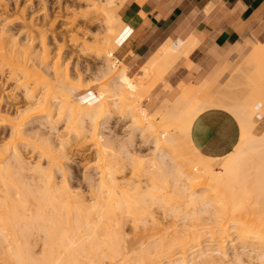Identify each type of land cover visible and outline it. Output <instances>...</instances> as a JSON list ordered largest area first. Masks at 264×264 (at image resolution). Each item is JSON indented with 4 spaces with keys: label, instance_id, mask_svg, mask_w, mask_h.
<instances>
[{
    "label": "bare ground",
    "instance_id": "1",
    "mask_svg": "<svg viewBox=\"0 0 264 264\" xmlns=\"http://www.w3.org/2000/svg\"><path fill=\"white\" fill-rule=\"evenodd\" d=\"M26 1L27 4L17 6V0L14 3L0 0V82L13 83L5 99L0 96V126L6 128L8 135V141L0 146V264H225L230 261L225 246L231 235L243 246L254 247L252 252L264 262V202L261 201L264 199V131L254 133L259 116L264 115V46L253 48L234 79L214 96L200 101L191 92V88L198 91L199 88L181 84V91L173 100L164 99L148 112L139 101L168 69L187 57L191 49L188 43L166 41L141 67L137 77H130L126 66H118L115 59L109 58H113L116 31L125 27L118 9H113L116 3L87 0L86 6L74 10L66 5L72 13L64 18L67 30L72 31L77 19H86L91 25L100 24L106 29L103 40L108 50L102 77L107 76L109 81L100 83L97 100H92L90 85L82 87L83 77L81 84L79 78L73 84L67 74V63L66 71L60 65L63 61L60 51L65 45L57 46L58 57L48 66L47 31L38 26L47 20L45 4L40 12L45 15L37 21L29 6L43 0ZM97 2H102V8ZM14 23L19 24V32L24 35L22 43L7 33ZM100 33L94 32L97 41ZM87 34L80 27L70 34L73 47L81 44L82 54L87 53L84 52ZM35 40L42 43V51L33 48ZM100 50L96 48L97 56ZM42 67L50 68L56 80L65 72L66 79L62 75L57 81L63 79L73 85L68 90L56 86L55 79L50 82L47 78L49 71V76L40 71ZM234 85L242 90L232 88ZM110 92L108 96L105 94ZM110 103L114 109L128 104L129 122L142 132L151 130L154 151L125 158L137 172L147 165L145 187L122 178L121 182L117 180L121 157L108 152L106 140L101 139L93 123ZM209 109L230 113L239 127L237 144L220 156L200 151L190 138L194 120ZM36 121V130L26 133L25 126ZM60 125L74 132L75 142L63 139ZM86 141L96 150L94 154L102 171L97 172L96 184L93 180L87 186L80 183L81 186L75 187L68 176L66 180L64 165L73 151L70 148L74 145V152L80 154ZM26 150L35 152L32 165L25 159ZM165 155L171 156V163L165 161ZM85 174L82 181L88 178ZM155 203L175 218L169 227H162L163 222L161 225L153 216L151 207ZM183 208L191 220L183 223L184 228L178 220L183 216ZM126 219L132 224L133 233L125 239L121 233ZM147 220L155 228L139 229L140 232L138 222L143 226L149 223ZM206 221L210 223L208 226L204 225ZM39 239L41 249L36 256L32 246ZM233 254L236 264L243 263V253L234 250Z\"/></svg>",
    "mask_w": 264,
    "mask_h": 264
},
{
    "label": "crops",
    "instance_id": "2",
    "mask_svg": "<svg viewBox=\"0 0 264 264\" xmlns=\"http://www.w3.org/2000/svg\"><path fill=\"white\" fill-rule=\"evenodd\" d=\"M121 1L118 14L125 27L115 40L112 55L127 67L130 76L166 41L191 46L187 57L168 69L146 94L143 103L148 109H155L164 99L173 100L181 84H195L203 88L202 94L212 95L209 87L218 85L232 49L246 50L249 41L256 45L254 49L264 46V0ZM236 123L223 109L206 110L191 126V141L200 151L223 155L238 142Z\"/></svg>",
    "mask_w": 264,
    "mask_h": 264
},
{
    "label": "rangeland",
    "instance_id": "3",
    "mask_svg": "<svg viewBox=\"0 0 264 264\" xmlns=\"http://www.w3.org/2000/svg\"><path fill=\"white\" fill-rule=\"evenodd\" d=\"M7 1L8 2H12V3L15 2V0H7ZM115 1L116 0H113V3H112V5L114 3H116V4L113 5V7H114L113 9L114 10H116V9L119 10V6H120L119 4L121 3V1L120 2H118V0L116 2ZM26 2H27L26 0H17V6L18 5H22V4H27ZM42 2H45V3H42ZM42 2L36 1V2H33V4H31L30 6L29 5L28 6H29V9H30L31 13L34 16H36L37 19H38L37 21H39L40 17L45 15L43 13H40V12H42L41 8H42L43 4H45L44 5V7H45L44 9H45L46 12L45 11L44 12L46 14L48 13L47 14V20H46V23L44 25H41V23H39L38 26L41 27V28H44L47 31L46 33H47L48 37L46 39L45 46H46V48H49L48 49L49 55L53 56V57L55 56L54 57L55 59L51 58L50 56L48 57V61H50V63L47 61L48 62V66L52 65L53 62L57 59V57H58L57 56V52H58L59 47L62 44H63V46L65 45L64 48H63L64 50L61 48V51H60V54H61V57H62V59L60 58V60H63V61H60V65H63L61 67L64 68V66H65L64 64L67 63V65L69 66L67 68L69 70L67 72V74H68V76L70 74L71 80H70V78H69V80L72 81V82L74 81L73 84L77 83V81H76L77 78H79L78 79L79 80L78 84H81L82 83V78H80V77H83L82 87L85 88L86 86L88 87L90 85L89 89L91 90V92L93 94L92 95V100H97L96 99V93H97L98 89L100 87H102L101 84L107 83L109 81L107 76L106 77H102L103 73L106 71V70H104L105 69L104 67L106 65L105 66L103 65L104 63H106V61H103V60H105L106 51L108 50V47L105 45V41L106 40H103V38L105 37L106 29H104L103 26L100 25V24L91 25L89 23V21H87L86 19L85 20L84 19H81V20L77 19L75 24H74V27H73L72 31H69V30H67L66 27H64V25L66 24L65 23L66 22L65 19L69 18L70 16H72V13L67 11V6L69 7L68 8L69 10H74L75 8H79V7L83 8L84 6H86L87 0H79V1L78 0H59V1L58 0H43ZM97 5L100 8H102V2H97ZM56 16H57V18H56ZM77 27H80L81 30L83 28V31L85 30L88 33L87 37H86V49L84 50V52H87L86 54H82L80 52V50H79V46H81L80 43H78V47H76V48L73 47V45L71 43L73 36H70V34L72 35L73 32H75V28H77ZM8 28H10V30L7 33L12 34L13 35V39L16 40L17 43H22V41L24 40V35H23V33L19 32L20 31L19 24L18 23H14L13 25H10ZM121 31H122V29H119L118 31H116V34H115L116 38L119 36ZM70 32H72V33H70ZM94 32H101L99 35H97L100 38L99 41H97L95 39L96 35L94 34ZM79 36H81V35H79ZM247 41H249V40H247ZM57 46H59V47H57ZM248 46L249 47L246 50H243V51H240V52H236L233 49L230 51V53H229V55H228V57L226 59V66H225L223 75L219 79L218 85L216 87H209V92L212 95L206 96V95L202 94L203 88L194 84L197 88H199V91L195 87H193V88H191V92L193 94H197V99L198 100L204 101L203 100L204 98H209V97L214 96L223 86H225L224 85L225 83L227 84V83H229V81L234 79V76H236V74L239 72L238 69L240 68V66L243 63L244 59L247 57V55L250 53V51L256 45L249 41V45ZM33 48H36L37 50L42 51L43 45H42V43L39 40H35L34 43H33ZM96 48H100L101 49L100 52H99L100 56H97ZM55 50L57 51L56 53H55ZM53 53H55V54H53ZM63 57L65 59H63ZM109 58L111 60L114 59L112 57H109ZM117 65L121 66V64H119V63H117ZM61 67H60V70L62 69ZM102 68H104V69L102 70ZM49 69L50 68L47 69L46 67H42L40 71L43 72V73L46 72L45 76H49V74H50V76L47 77V78L48 79L50 78L49 79L50 82H52L53 79H55L56 82L55 81H53V82H54V84L56 86H61L64 89L67 88V90L70 89V86L73 85L71 82H70V84H72V85H68L69 81H67L68 84H66V82H65L66 80L63 81V79H61L63 81V83H62V81H60L61 84H60L59 81H57V80H59V78H61L60 76H62V75H64L62 77L64 79H66L65 78V74H64L65 72H61L62 74H60V76L56 80V78H54L56 75H54L53 71H50L51 69L50 70ZM63 70H65V68ZM47 71H49V74L47 73ZM74 71H76V72H74ZM79 71L81 73H79ZM51 74H53V75H51ZM71 74H73V75H71ZM77 74H79V75H77ZM135 75H133V76L129 75V76L130 77H137L138 73L135 74ZM77 76H79V77H77ZM95 78H97V79H95ZM80 79H81V81H80ZM95 80L96 81L98 80V81L95 82ZM86 81H87V84L89 83L88 85H86ZM58 82H59V84H58ZM12 85H13L12 81H9V82H7L5 84L1 81L0 82V96L3 95V97L5 99L6 93L10 92L11 88L13 87ZM155 85H156V83H155ZM107 88H109V87H107ZM232 88L239 89V92H240V90H242L241 86H237L236 87L234 85V87H232ZM149 91H147L146 94ZM83 92H84V90H83ZM105 94H107V96H108V95H110L112 93L110 92V93H105ZM146 94L139 101V105L141 107H144V108H146L144 103H143L144 99L146 97ZM107 107H108L107 109L104 108L102 110V113L99 116L98 120L97 121L95 120L96 122H93V123H95V126L97 128V132H98L99 136H101V139L102 140H106L105 143L107 142V147H108L107 150H108V152H112L113 154H115L119 158L121 157L120 158V163H119L121 165L118 164L120 166V168L117 169V167H116V169H117L116 170L117 173L115 172L116 175H117L116 178H117V180L120 179L119 180L120 182H121V178H122V181L123 180H129L130 182L132 181V183H134V184H139V185H141V187L142 186L145 187L146 184H147V181H146L145 177L146 176L148 177V174H146L148 172L147 171L148 169L146 168L147 169L146 170L144 167L147 166V165H145V164H144V166L142 165V169H140V170H142L144 173H142V171H141V173H139V171H140L139 168L137 169V170H139L138 172L135 171L136 168L135 169L132 168V166H131L132 164H130V162L128 163V161H130V160H128V158L127 159H125V158L128 157L127 155H129V156L130 155L131 156L134 155L133 157H140L143 154H146L149 151L151 152V150L154 149L153 142H152L153 135L151 133V130H146V131L142 132L140 128H138L137 126H135V125H133L132 123L129 122V120H128V110H129L130 106L128 104L123 103L121 105V109H114L113 106L111 105V103ZM146 109H147L148 112L153 111V109H148V108H146ZM54 113L55 112H53V114H52L53 116L52 117L56 116V113L55 114ZM262 116H264V115L259 116L260 118L257 121L256 127L254 129V133L255 134H261V132L264 131V117H262ZM39 118H41V117H39ZM41 119L35 118V120H41ZM37 122L38 121H36L34 123L32 122L29 125H26L25 126L26 133H32L34 130H36L37 124H38ZM61 126H63V125H60V127ZM3 128L4 127L0 126V146L5 144V141L6 142L8 141V139H7L8 135L6 134V131H5L6 128H4V129ZM69 129L70 128H68V131H69ZM60 131H61L63 139H65V141H67L69 143H71L73 141L75 142V140L73 139V136H74L73 135V133H74L73 131L70 130L68 132L63 127H61ZM22 145H24V144H22ZM72 147L70 148V150H73V151H71V154H70L71 156L68 154L67 165L66 164L64 165V167L66 168V180H67V176H68V181L75 187H79L80 183H83L82 187H84L85 184L87 186V185L90 184V181L93 182V180H94V183L96 184L98 179H99V178H97L99 176L98 174H100L101 171H102V169H101V171L99 169V167H100L99 160L98 161L96 160L97 159V155H95L96 154V152H95L96 150L92 149V146H91V144L88 141H86L85 145H83V147H82V149L80 151V154H77V152H74V151H76V148H74V145ZM70 150L69 149L67 150V148H66V152L67 153L68 152L70 153ZM27 151L28 150H26V152ZM73 152H74L75 155H72ZM94 155H95V157H94ZM35 156H36L35 152L34 153H32V152L25 153V157H27L25 159H27L26 161H28L30 165L33 164V162L35 160ZM165 157H164L165 161L167 160L169 163H171L170 162L171 160L169 159V157H171V156L168 157V156L165 155ZM121 161L123 163H126L127 165L121 163ZM121 166H122V168H121ZM143 169H145V170H143ZM114 170H115V168H114ZM114 170L112 169V171H114ZM97 172H98V174H97ZM104 172H105V169H104ZM120 172H122V173H120ZM83 173L84 174L86 173L85 175L88 177L87 180H84V178H83V181H82V176L84 175ZM169 177H171V176H169ZM172 179L169 180V181H173ZM86 181H87V183H85ZM180 183H182V182H180ZM261 201L264 202V199H262ZM260 206H262V204ZM257 207H259V206H257ZM151 208L153 209V210H151L153 216L156 219L158 218L157 222L160 223L159 221H161V223H160L161 225H162V222H163L164 226H162V227H167L169 223L173 224L172 221L175 218L170 216L171 213L169 212V210H168V212H166L165 210L163 211V207L160 206V204L158 205V203L153 204ZM262 208H264V206H262ZM183 210H185V211H183ZM186 212H187L186 209L183 208L182 211H181V213H183L182 214L183 216L180 215L182 217L181 218L178 217V220L180 222L176 220L177 224L180 223V225L181 224L183 225V228H184V224H187L188 221L191 222V220H189L190 215H187ZM260 212H261V210H259V214H260ZM184 215H186V216H184ZM171 218H173V219H171ZM124 221H125V223H123L124 225H122V227H123L122 228L123 229L122 232L123 233H121V234H123L124 237L126 236L125 237V239H126V238L131 237V235L133 233V230H132L133 227H132V224H130V221H128V219H126ZM147 221L149 222V220H147ZM202 221H204V220H202ZM230 221H228V224H230ZM138 223H139L138 224L139 225L138 228L136 226V228L138 230L139 229L140 230L141 229L142 230L150 229L154 225V223H152V222H149V223L146 222L147 225L146 224L145 225L142 224L143 226H141L142 222H138ZM151 223H152V226L150 225ZM206 223H207V221H206ZM202 224H204V223H202ZM209 224L210 223H207V224H204V225L208 226ZM231 225H232V221H231V224L229 226H231ZM207 226H205V227H207ZM152 228L150 229L151 231L155 227L153 229ZM156 228H157V225H156ZM146 232H150V231L149 230L145 231L143 234H145ZM230 239L231 240H229V238L227 239L226 246H225V249L227 248L226 250H227V252L229 254L230 261H228L225 264H234V263L236 264V262H234V257L232 259V256H234V254H233L234 250L238 251V253H243L242 256H241L242 259H243V261H242L243 263H240V262L237 261L240 264H251V263H253V264H264V262H262L260 259L256 258L257 256L252 252V251H254V247L249 246V245H244L245 246L244 247L232 235L230 236ZM149 240H151V238ZM39 243L36 242L35 243L36 245L32 246V249H33L34 254L36 256L39 255V253H40L41 239H39ZM231 243H235L234 247L230 246Z\"/></svg>",
    "mask_w": 264,
    "mask_h": 264
}]
</instances>
